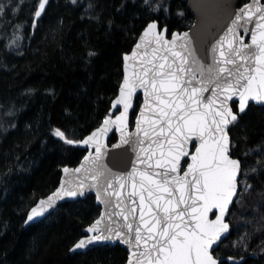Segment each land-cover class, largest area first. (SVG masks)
<instances>
[{"label":"snow or ice","instance_id":"6c2138e0","mask_svg":"<svg viewBox=\"0 0 264 264\" xmlns=\"http://www.w3.org/2000/svg\"><path fill=\"white\" fill-rule=\"evenodd\" d=\"M25 3L0 0V17L15 14ZM79 3L71 0L72 5ZM133 4L140 12L142 31L130 54L123 55V76L111 101L112 111L79 140L67 138L60 128L53 131L64 145L92 148L72 170L85 173L86 179L74 187L62 183L31 207L24 224L43 217L57 200L84 196L87 188H96L99 199L102 189L106 210L84 229L71 251L115 240L127 246V264H241L243 256L225 257L217 248L230 234L226 222L230 206L252 188L247 181L257 167H249L247 157L254 151L262 156L256 164L264 170V142L241 159L230 135L246 127L244 117L252 102L264 106V3L220 5L231 9L230 23L214 44L215 36L202 42L200 57L190 46L187 31L171 30L173 0H133ZM47 6L49 0L31 5L32 27H38ZM96 8L94 0H88L81 19L99 22ZM108 26L112 27L111 20ZM15 28L8 46L19 48L22 25ZM248 35L250 43H245ZM209 54L212 63L206 66ZM94 55L87 52L89 58ZM34 91L26 89L28 94ZM140 92L142 105L137 103ZM138 106L132 133L130 115ZM5 115L14 116L15 105ZM114 129L121 143L113 148L132 145L136 154L127 174L112 173L104 163L105 137ZM246 241L247 236L231 246L246 249Z\"/></svg>","mask_w":264,"mask_h":264},{"label":"trees","instance_id":"16d2710c","mask_svg":"<svg viewBox=\"0 0 264 264\" xmlns=\"http://www.w3.org/2000/svg\"><path fill=\"white\" fill-rule=\"evenodd\" d=\"M36 2L26 0L15 14L0 17V264H125L127 252L119 244L70 251L99 214L92 194L61 204L27 227L24 220L35 202L57 187L61 169L77 165L86 152L64 145L54 129L79 140L109 113L122 79V56L142 31L140 12L133 0H94L101 15L97 22L81 19L88 0L78 5L49 0L38 27H32L29 11ZM169 19L171 30L179 32L193 22L182 0H173ZM16 25H22L19 48L8 46ZM89 51L95 53L91 58ZM29 88L35 91L28 94ZM12 105L15 115H5ZM244 124L230 133L241 159L264 142V106L252 104ZM115 140L112 132L108 143ZM259 159L257 151L247 157L249 167H257L247 181L252 188L235 200L227 218L230 234L217 249L225 257L243 256L241 264H264V170L256 164ZM245 236L246 249L231 246Z\"/></svg>","mask_w":264,"mask_h":264},{"label":"water","instance_id":"95a60500","mask_svg":"<svg viewBox=\"0 0 264 264\" xmlns=\"http://www.w3.org/2000/svg\"><path fill=\"white\" fill-rule=\"evenodd\" d=\"M182 1H184L186 3L188 10L192 14L193 22L189 28L182 30L180 32L183 33L185 31H187L189 33V36L191 37L190 46L197 50L195 52V55L197 57H200V55H201L200 49H201L202 42L207 38L215 36V39H212V41H211V43L214 44L216 42V39H219V37L224 34V30H226L224 28V25L227 23H230L231 18L229 16V13L231 12V9L230 8L229 9H221L219 6L222 4H225V3H231V4L235 5L237 8L243 6V4L239 5L240 0H182ZM250 2H251V0H248L246 3H250ZM261 2L264 3V0H261ZM241 35H243V33H241ZM138 39H139V35L137 36L135 43L138 41ZM169 39H170V37H169ZM135 43L133 44L131 50L135 47ZM245 43H250V35L245 37ZM210 47H211V45H209V48ZM131 50L125 54H130ZM211 63H212L211 54H209L208 60L206 62V66H207V64H211ZM194 67H196L197 70H199L198 65H194ZM122 76H123V56H122ZM121 81H122V79H121ZM205 95H208V93H206ZM138 96L140 97V100H141L140 105H142V103H143L142 92H140L138 94ZM252 104L261 106L259 104H256L255 102H252ZM110 111H112L111 107H110L109 112ZM138 114H139V107L136 111V114L134 115V117L132 119H131V115H130L129 131L132 133H135V118ZM112 132L116 133V140L109 144L108 139L111 136ZM112 132H110L107 135V137H105V143H106L107 147H106V156L104 158V163L107 165L108 169H110L112 173L127 174L128 172H131V170H132V163L136 159V154L134 152L132 145L121 144L120 148H113V145L120 144L121 142H120L119 131L114 129ZM89 134L90 133H88L87 135H89ZM86 136H84V137H86ZM80 147L85 149L83 145H80ZM91 151H92V148L88 147L84 156L88 155V153ZM83 157L79 161V163L75 166H64L61 169V177H60V180H59L57 187L53 191L48 193L47 195L39 198L32 207H36L41 199L46 200L48 196L52 195L54 192L57 191V189H59L61 187L62 183H64L66 186L74 187L76 185V183H78L79 181L85 180L86 179L85 173L81 172L80 174H76V173H74V171H72L75 168H78L80 166V164L84 162ZM65 167H67L70 170L68 173L64 172ZM181 175H182V173H181ZM101 183H103V181ZM87 194L94 195L95 203H96V205H98L100 207L99 214L95 219L99 218L100 214L104 213L106 210L105 203L103 202L105 200V195L101 189L100 190V197H99V199H97V189L96 188H87L85 190L84 196H80V197H76V198H64L61 200H57L54 207L52 209H49L48 213H45V215L43 217L38 218L34 223H37V222L41 221L42 219L46 218L51 212L55 211L61 204L65 203V202L75 201L78 199H83ZM114 202L115 201L113 200V203ZM232 206H230V209ZM30 209L28 210V212L30 211ZM112 210H113L112 206L108 205V211H112ZM28 212H27V214H28ZM27 214H26V216H27ZM227 218H228V216L226 217V222H228ZM34 223H30L29 225H32ZM29 225L24 224V227H27ZM89 225H87L85 228H87ZM84 229H83V231H84ZM225 239H223V242ZM115 244H119L121 247H123L126 250L127 259H128L129 252H128L127 246L124 245L123 243H121L120 241H115V240L100 242L99 244L89 246L88 249H84V250H77L75 252H73L71 250L70 251H71V253H76V252L77 253H85V252H87L93 248H97V247H101V246H105V245H115ZM73 245L71 246V248L73 247ZM125 264H127V260H126Z\"/></svg>","mask_w":264,"mask_h":264}]
</instances>
